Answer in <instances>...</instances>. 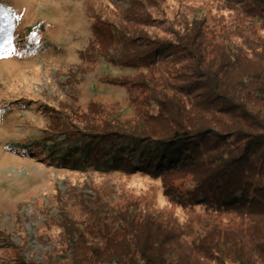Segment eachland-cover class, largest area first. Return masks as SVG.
<instances>
[{"label":"trees","instance_id":"1","mask_svg":"<svg viewBox=\"0 0 264 264\" xmlns=\"http://www.w3.org/2000/svg\"><path fill=\"white\" fill-rule=\"evenodd\" d=\"M164 1L98 23L133 113L102 117L78 149L99 171L159 178L167 205L195 216L99 198L32 264H264V0L187 3L172 19Z\"/></svg>","mask_w":264,"mask_h":264},{"label":"rangeland","instance_id":"2","mask_svg":"<svg viewBox=\"0 0 264 264\" xmlns=\"http://www.w3.org/2000/svg\"><path fill=\"white\" fill-rule=\"evenodd\" d=\"M133 1L0 0V264L45 263L66 248L64 218L99 198L167 205L159 178L99 171L78 149L102 117L133 113L127 86L111 84L128 69L99 55L107 41L95 35ZM187 3L217 12L218 0H165L162 9L172 19ZM167 208L181 221L195 216Z\"/></svg>","mask_w":264,"mask_h":264}]
</instances>
